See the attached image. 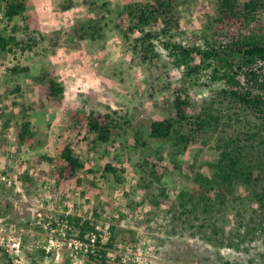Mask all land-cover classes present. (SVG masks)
I'll use <instances>...</instances> for the list:
<instances>
[{
  "label": "rangeland",
  "instance_id": "374dc122",
  "mask_svg": "<svg viewBox=\"0 0 264 264\" xmlns=\"http://www.w3.org/2000/svg\"><path fill=\"white\" fill-rule=\"evenodd\" d=\"M133 1L75 0L76 6L62 10L61 0H26L30 30L37 29L44 38L36 33L33 49L0 52V264L4 253L16 264H98L94 245L81 242L74 229L62 223L61 216L67 215L91 220L102 242H112L107 248L112 264H224L226 260L264 264V228L255 225L246 233L239 225L243 218L249 219L255 204L230 205L210 221L180 214L177 195L193 186L189 166L204 171L205 163L217 156L215 142L196 139L180 151L168 140L149 136L152 120L172 114L171 101L182 83V71L160 46L161 55L154 62H142L123 39L116 28L117 13ZM179 8L180 28L173 40L203 44L208 36L203 26L213 0H186ZM91 18L104 24L102 35L70 40L72 26ZM14 23L25 21L17 17L7 23L0 14L4 32L11 33ZM57 29L63 33L55 43L57 39L49 36ZM14 65L27 70L14 74L10 70ZM44 70L64 84L60 107L47 106L45 86L37 77ZM185 84L192 100L189 113L209 106L221 87L210 79L209 70ZM22 104L32 107L30 114L43 140L34 147L25 144L29 149L24 152L12 142L15 125L22 120ZM223 106L219 108L224 112ZM91 107L128 117L132 124L127 133L103 143L84 130L65 129L75 110L83 113ZM5 120L8 128L2 125ZM68 142L84 167L61 179L60 152ZM160 157L167 171L151 189L141 187L144 161ZM107 163L117 173L106 171ZM45 184L51 185L50 190L44 189ZM237 190L248 194L241 186ZM16 242L18 251L12 248Z\"/></svg>",
  "mask_w": 264,
  "mask_h": 264
},
{
  "label": "trees",
  "instance_id": "16d2710c",
  "mask_svg": "<svg viewBox=\"0 0 264 264\" xmlns=\"http://www.w3.org/2000/svg\"><path fill=\"white\" fill-rule=\"evenodd\" d=\"M185 2H129L119 9L117 15L120 22H117L116 28L142 62H154L161 55L160 46L167 52L172 65L182 71V83L171 101L172 114L152 120L149 136L168 140L180 151L196 139L215 142L217 156L205 163L204 171L189 166L193 186L177 195L180 214L195 219L203 216L204 221H210L216 212L230 205L251 202L255 207L251 206L249 219L239 221L240 227L243 224L246 233H249L255 225L264 228V0H213L212 11L203 26L208 36L205 35L203 44L192 45L173 40L180 28L179 7ZM74 6L75 0H61L59 4L62 10ZM26 10V0H0L3 20L9 23L20 17L25 21L23 25L14 23L11 33L0 28V52L24 51L37 45L35 34L40 32L30 30ZM103 27L98 18L87 19L72 26L68 36L70 40L96 39L102 35ZM18 32L23 36L18 37ZM62 33V29H57L49 37L57 39V43ZM40 35L44 38L43 34ZM10 70L16 74L25 72L27 67L14 65ZM202 70H209L210 79L220 82L221 87L209 106L189 113L192 100L185 83ZM37 77L45 86L47 106L60 107L64 99L63 82L48 70L41 71ZM15 90H19V85ZM220 106L225 107L224 112ZM21 108L22 120L15 125L13 140L19 145H41L42 131L33 123L32 107L22 104ZM131 124L128 117L116 110L101 111L91 107L83 113L75 110L65 129L69 132L84 130L87 134H94L98 141L107 143L125 135ZM2 125L8 128L9 121L5 120ZM45 158L52 161L48 156ZM60 158L62 164L58 175L61 179L74 176L84 167L70 142L63 146ZM144 166L139 185L151 189L167 168L161 157L153 162L145 160ZM104 169L117 173V168L110 163ZM116 179L122 178L116 175ZM238 186L246 189L248 194L238 192ZM61 219L69 230L74 229L81 242L94 245L98 264H112L107 260V248L112 246V242H102L100 231L91 220L77 215L61 216ZM210 225L215 226L214 223ZM213 231L217 232L215 227ZM4 259V264H16L7 253H4ZM224 264L235 263L226 260Z\"/></svg>",
  "mask_w": 264,
  "mask_h": 264
},
{
  "label": "built area",
  "instance_id": "2783aa9c",
  "mask_svg": "<svg viewBox=\"0 0 264 264\" xmlns=\"http://www.w3.org/2000/svg\"><path fill=\"white\" fill-rule=\"evenodd\" d=\"M2 106H3V102L0 100V107H2ZM12 140H13V139H12ZM15 147H16V146L13 144V145L11 146V149L14 150ZM25 148H26V149H29L27 145H21V149L23 150V152H24ZM1 178H2V179H6V178H5V175H2ZM50 188H51V185H50V184H45L44 189H46V190H50ZM49 197H50V196H49ZM92 240H93V239H92ZM87 245H88V244H86V246H87ZM13 247H14V250H15V251H18L19 248H20V243H19V242L13 243V244H12V248H13Z\"/></svg>",
  "mask_w": 264,
  "mask_h": 264
}]
</instances>
